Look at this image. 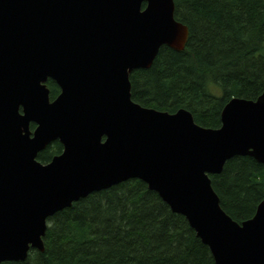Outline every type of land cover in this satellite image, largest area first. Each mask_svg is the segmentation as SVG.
Masks as SVG:
<instances>
[{
  "label": "water",
  "instance_id": "obj_1",
  "mask_svg": "<svg viewBox=\"0 0 264 264\" xmlns=\"http://www.w3.org/2000/svg\"><path fill=\"white\" fill-rule=\"evenodd\" d=\"M188 38L174 0H0V263L43 251L58 211L140 178L217 264H264V200L240 224L210 178L236 155L264 163V92L229 100L217 129L132 99L130 74ZM57 139L63 152L40 162Z\"/></svg>",
  "mask_w": 264,
  "mask_h": 264
},
{
  "label": "trees",
  "instance_id": "obj_2",
  "mask_svg": "<svg viewBox=\"0 0 264 264\" xmlns=\"http://www.w3.org/2000/svg\"><path fill=\"white\" fill-rule=\"evenodd\" d=\"M174 1L176 19L189 28L187 45H164L150 67L134 70L132 99L170 113L186 109L198 125L220 128L229 100L264 92V0ZM47 84L54 99L61 89L53 79ZM63 149L57 139L38 160L48 163ZM210 178L222 208L240 224L264 200V163L250 155L232 157ZM43 241V251L0 264H217L187 218L140 178L58 211Z\"/></svg>",
  "mask_w": 264,
  "mask_h": 264
},
{
  "label": "flooded vegetation",
  "instance_id": "obj_3",
  "mask_svg": "<svg viewBox=\"0 0 264 264\" xmlns=\"http://www.w3.org/2000/svg\"><path fill=\"white\" fill-rule=\"evenodd\" d=\"M47 83H48V81H47Z\"/></svg>",
  "mask_w": 264,
  "mask_h": 264
}]
</instances>
